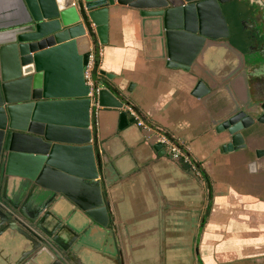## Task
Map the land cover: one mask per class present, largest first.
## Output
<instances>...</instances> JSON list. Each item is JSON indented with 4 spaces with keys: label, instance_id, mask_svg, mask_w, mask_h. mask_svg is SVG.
Segmentation results:
<instances>
[{
    "label": "crops",
    "instance_id": "1",
    "mask_svg": "<svg viewBox=\"0 0 264 264\" xmlns=\"http://www.w3.org/2000/svg\"><path fill=\"white\" fill-rule=\"evenodd\" d=\"M237 2L245 5L238 7L240 13L234 11ZM116 9L96 70L140 114L133 115L127 105L92 111L95 150L107 156L117 178L104 188L112 213L109 230L101 236L92 229L81 264H115V259L122 264H264V154H255L264 150V126L256 128L257 137L244 149L234 151L222 149L215 130L240 106V80H231L242 71L250 92L254 65L246 66L240 53L247 42L212 41L189 71L170 68L160 22L134 9ZM223 11L230 31L228 13L264 36V0H232ZM235 32L243 35L247 29ZM248 50L264 53V46ZM198 79L209 88L201 97L191 94ZM245 97L243 92L242 102ZM138 119L147 128L138 126ZM163 135L190 156L182 151L186 160L172 158L165 146L156 150ZM252 161L256 165L250 170ZM24 199L15 201L17 210L8 203L2 207L24 221L19 215ZM1 217L0 226H6ZM7 221L16 226L13 219Z\"/></svg>",
    "mask_w": 264,
    "mask_h": 264
},
{
    "label": "water",
    "instance_id": "2",
    "mask_svg": "<svg viewBox=\"0 0 264 264\" xmlns=\"http://www.w3.org/2000/svg\"><path fill=\"white\" fill-rule=\"evenodd\" d=\"M230 1L0 0V217L6 218L1 217L6 226H0V245L8 243L15 254L6 263L81 264L92 229L101 236L109 230L112 213L104 188L117 173L107 156L95 150L92 111L127 105L140 114L96 70L116 8L157 19L167 67L189 71L212 41L229 36L223 5ZM234 80H240V106L215 128L224 151L244 149L254 125L264 123V101L251 99L245 72ZM208 91L198 79L191 94L201 97ZM154 148L163 151L159 142ZM255 165L250 162L249 169ZM207 185L209 207L208 180ZM23 197L20 221L2 204L17 210L15 201ZM115 262L122 264L121 259Z\"/></svg>",
    "mask_w": 264,
    "mask_h": 264
},
{
    "label": "flooded vegetation",
    "instance_id": "3",
    "mask_svg": "<svg viewBox=\"0 0 264 264\" xmlns=\"http://www.w3.org/2000/svg\"><path fill=\"white\" fill-rule=\"evenodd\" d=\"M235 10L237 11V13L241 12L237 9H234V11ZM249 10H250V13L255 15L254 14L255 11L253 10L252 7L249 6ZM247 23L248 22H244L243 27L246 26ZM244 29H247V33L240 35V36L242 37V40L244 43L247 42V49L245 51H240V53L242 56V60L244 61L246 66H250L249 64L254 65L253 71L251 69L252 74L249 73L250 80H251V89H250V93L252 94L251 99H253L254 101H262L263 102L264 101V53L263 52L261 53V51H263V49H259L261 51H258L257 54L251 53L249 55L248 54L249 53L248 47L253 45V47H255V49H256V48H259V45L264 46V36H263V34L260 36L261 32H259V30L257 28L251 27L249 29V27L248 28L244 27L243 31H244ZM229 32H230L229 36L227 38H224L223 40H225L226 42L232 43V42H234L233 33L231 31H229ZM251 52H252V50H251ZM258 63H259V65H258ZM260 125L264 126V123L255 124L254 127L252 128V132L254 133V135H253L254 137H257L256 128L258 129V126H260ZM254 137H252V138H254ZM13 250L14 249H12V247H10L8 245V243L1 244L0 245V259L4 258V260H5L6 257H9V259H10V257L15 258V254H13ZM3 264H7L6 261H4Z\"/></svg>",
    "mask_w": 264,
    "mask_h": 264
},
{
    "label": "built area",
    "instance_id": "4",
    "mask_svg": "<svg viewBox=\"0 0 264 264\" xmlns=\"http://www.w3.org/2000/svg\"><path fill=\"white\" fill-rule=\"evenodd\" d=\"M85 78L86 80H89V66H87V68L85 69ZM131 111V113L133 115L134 112L132 111V109H129ZM137 125L141 126L142 128H147V126L144 124L143 121H141L140 119L137 120ZM162 144V146H165L168 153L171 155L172 158H176V159H187V157L184 155V153L182 152V150L174 143L172 142L168 137L166 136H161L160 140H159Z\"/></svg>",
    "mask_w": 264,
    "mask_h": 264
},
{
    "label": "rangeland",
    "instance_id": "5",
    "mask_svg": "<svg viewBox=\"0 0 264 264\" xmlns=\"http://www.w3.org/2000/svg\"><path fill=\"white\" fill-rule=\"evenodd\" d=\"M243 7V8H245V5L243 4V2H237V3H234V8L235 9H237V10H239V8L238 7ZM227 16H228V18H229V22L231 23V29H232V33H233V38H234V40H235V42H238V43H240V44H245L244 42H243V40H242V37L240 36V35H238V33L237 32H235V31H237V30H240V31H243L242 30V25H243V22H239L238 21V19H236L235 17H230L229 16V13L227 14ZM242 24V25H241ZM236 25V26H235ZM10 259L12 260L13 259V257H10ZM6 262H8V260H9V257H6ZM8 264V263H7ZM90 264H105V263H103L102 261H94V260H92V261H90Z\"/></svg>",
    "mask_w": 264,
    "mask_h": 264
},
{
    "label": "trees",
    "instance_id": "6",
    "mask_svg": "<svg viewBox=\"0 0 264 264\" xmlns=\"http://www.w3.org/2000/svg\"><path fill=\"white\" fill-rule=\"evenodd\" d=\"M184 166H186V165H184Z\"/></svg>",
    "mask_w": 264,
    "mask_h": 264
}]
</instances>
